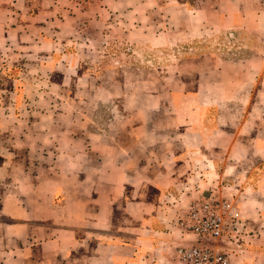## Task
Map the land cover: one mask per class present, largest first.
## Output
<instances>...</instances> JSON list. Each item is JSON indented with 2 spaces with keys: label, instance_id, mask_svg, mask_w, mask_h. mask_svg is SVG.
<instances>
[{
  "label": "crops",
  "instance_id": "1",
  "mask_svg": "<svg viewBox=\"0 0 264 264\" xmlns=\"http://www.w3.org/2000/svg\"><path fill=\"white\" fill-rule=\"evenodd\" d=\"M251 32L244 57L100 59ZM205 194L238 210L231 263L264 264V0H0V264H175Z\"/></svg>",
  "mask_w": 264,
  "mask_h": 264
},
{
  "label": "built area",
  "instance_id": "2",
  "mask_svg": "<svg viewBox=\"0 0 264 264\" xmlns=\"http://www.w3.org/2000/svg\"><path fill=\"white\" fill-rule=\"evenodd\" d=\"M239 221L229 201L211 194L190 201L176 221L180 244L174 249L175 264H232Z\"/></svg>",
  "mask_w": 264,
  "mask_h": 264
},
{
  "label": "rangeland",
  "instance_id": "3",
  "mask_svg": "<svg viewBox=\"0 0 264 264\" xmlns=\"http://www.w3.org/2000/svg\"><path fill=\"white\" fill-rule=\"evenodd\" d=\"M250 18L247 19L248 24H251L249 22L252 21V15L250 16ZM254 36L255 34L252 32L247 35L236 33V36L233 39L232 37L228 38V36H224L222 34H215V36L211 37L209 40L201 41L199 44L187 42L153 50H146L141 48V55L132 54V57H129V55H131V52L127 51L126 44H122L121 46H119V49L111 47L103 50V53L105 55H109L118 51L120 52V55L118 57H103L100 59H102V65L109 63V65H113L115 67L116 62L119 60L120 63L124 62L126 64L129 61V63L131 62V64L137 67H142L143 65H145L150 70H153V68H157L159 66L172 65L174 57H188L186 56V54H193L194 52L196 53L199 51L200 53L206 54L214 53L218 57H244L249 54V51L247 50L248 48H244V46L242 47V45H244L245 43H250L251 40L253 41ZM118 39L119 38L114 39V41ZM112 60L115 62H112ZM109 115L110 114L108 110L103 109L102 111H97V123H106ZM86 116H90L88 111Z\"/></svg>",
  "mask_w": 264,
  "mask_h": 264
}]
</instances>
